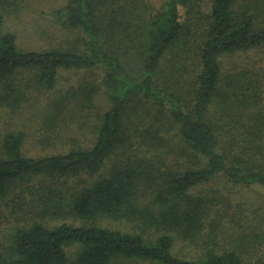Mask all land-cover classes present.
Masks as SVG:
<instances>
[{
  "label": "trees",
  "instance_id": "1",
  "mask_svg": "<svg viewBox=\"0 0 264 264\" xmlns=\"http://www.w3.org/2000/svg\"><path fill=\"white\" fill-rule=\"evenodd\" d=\"M132 5L67 0L57 13L65 27L82 32L80 41L73 48L40 51L19 46L17 34L4 30L0 10L1 108L23 104L34 89L53 88L62 69L103 68L112 102L88 146L72 139V147L59 151L49 134L40 143L52 139L55 150L32 156L24 150L25 130L4 133L0 201L15 222L7 243L0 242V264H112L116 258L133 264H245L244 252L255 240L247 243L244 234L235 233L227 246L216 237L204 241L190 257L173 249L178 238L208 237L203 232L214 220L211 206L221 196L207 194V185L224 178L264 189L258 81L252 70L227 73L224 66L227 56L264 48V0H164L148 14ZM114 29L124 35L123 43L108 46L106 34ZM189 58L192 67L182 62ZM129 59L141 64L139 76L128 70ZM188 78L192 105L185 99ZM95 92L88 83L76 94L91 103ZM67 103L68 96L52 100L43 111L52 129L66 115ZM133 104L141 108L137 125ZM169 124L178 130L179 151L168 158L149 156V147L163 145ZM65 216L81 224L45 222ZM115 222L131 225L133 232ZM72 246L74 258L68 253Z\"/></svg>",
  "mask_w": 264,
  "mask_h": 264
},
{
  "label": "rangeland",
  "instance_id": "2",
  "mask_svg": "<svg viewBox=\"0 0 264 264\" xmlns=\"http://www.w3.org/2000/svg\"><path fill=\"white\" fill-rule=\"evenodd\" d=\"M0 0V10L5 15V31H13L17 34L18 44L23 49L46 50L51 48H73L82 37V32L65 27L62 23V15H58L57 10L61 9L67 0ZM164 0H124L128 2L129 8L132 4L142 6L140 13H150L157 8ZM134 2V3H133ZM122 27H118V30ZM123 29V28H122ZM120 29V30H122ZM117 30H112L106 34L107 45L119 46L123 43L124 35ZM192 54V51H191ZM171 55L169 56V58ZM127 60V59H126ZM193 66V59L182 61ZM196 62V61H195ZM169 59H166L164 66L168 67ZM236 64V65H235ZM128 70L134 76L140 75L138 59H129L126 62ZM224 66L227 73L243 70H252L250 73L258 81V92L261 94L264 102V48H259L251 52L227 56L224 58ZM242 68V69H241ZM192 70V68H191ZM167 76L166 74H164ZM160 85L168 86L167 81H161ZM188 78L185 80L184 88L186 103L192 105V82ZM92 84L96 88L95 95L91 103H83L80 95L76 94L84 85ZM192 86V87H191ZM76 94V95H75ZM68 96L69 103L65 109L66 115L59 119L58 128L52 129V122H45L43 111L52 100H58ZM80 99V100H79ZM110 91L104 81V69H62L59 72L58 79L51 89H34L29 93L28 99L16 108L0 107V144L5 132L23 129L27 132V142L24 147L25 153L32 156H40L52 153L55 149L53 141L47 139L43 144V139L53 134V140L58 150L72 147V143L91 145L96 138V124L99 123L101 116L111 106ZM140 106L135 108L133 104L130 114L131 120L135 125L139 124ZM134 126V125H133ZM133 128V127H132ZM135 128H133L134 130ZM165 140L163 145L158 147H149L150 151L143 147L149 156L160 154L163 157H172L179 151L180 137L178 130L173 125H168L162 130V136ZM75 140L71 143V140ZM49 140V141H48ZM47 141V146H46ZM53 151L51 152V150ZM155 156V155H154ZM156 157V156H155ZM157 158V157H156ZM206 193L210 196L218 192L220 197L218 204L213 205L211 214L214 218L204 234L208 237H197V241L192 239H176L173 252L179 257H190L199 252L201 246H205L204 241L220 242L224 245H232L235 233L247 235L248 242L255 240V244L247 247L244 252L245 264H264V189L255 187H242L230 184L226 179L219 178L212 184L206 186ZM211 209V208H210ZM10 207L5 201H0V242L7 243L8 236L12 231V224L15 222L10 215ZM219 219V224L213 222ZM47 226L66 223L81 224V221L75 217H53L45 219ZM113 226L132 231L131 225L115 222ZM134 230V229H133ZM133 232V231H132ZM256 234L261 237L254 239ZM214 237H216L214 239ZM77 248L68 247L69 257L74 258ZM112 264H133L131 260L116 258Z\"/></svg>",
  "mask_w": 264,
  "mask_h": 264
}]
</instances>
